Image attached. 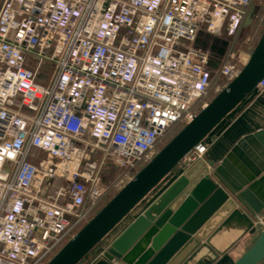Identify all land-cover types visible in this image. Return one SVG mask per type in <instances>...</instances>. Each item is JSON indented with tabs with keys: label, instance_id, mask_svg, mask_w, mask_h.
Segmentation results:
<instances>
[{
	"label": "built area",
	"instance_id": "built-area-1",
	"mask_svg": "<svg viewBox=\"0 0 264 264\" xmlns=\"http://www.w3.org/2000/svg\"><path fill=\"white\" fill-rule=\"evenodd\" d=\"M251 2L0 0V264L48 261L206 106L214 80L233 79L234 52L217 60L196 40L234 37ZM109 166L121 173L105 184Z\"/></svg>",
	"mask_w": 264,
	"mask_h": 264
},
{
	"label": "water",
	"instance_id": "water-1",
	"mask_svg": "<svg viewBox=\"0 0 264 264\" xmlns=\"http://www.w3.org/2000/svg\"><path fill=\"white\" fill-rule=\"evenodd\" d=\"M257 11L248 6L244 28L253 24ZM263 79L264 30L233 79L44 264H79ZM239 207L252 215L264 212V129L241 137L218 164L201 159L185 169L104 255L119 264L214 262L219 254L209 244ZM262 260L264 229L233 264Z\"/></svg>",
	"mask_w": 264,
	"mask_h": 264
},
{
	"label": "crops",
	"instance_id": "crops-1",
	"mask_svg": "<svg viewBox=\"0 0 264 264\" xmlns=\"http://www.w3.org/2000/svg\"><path fill=\"white\" fill-rule=\"evenodd\" d=\"M245 29L247 28L242 26L238 33L231 39L235 40L240 37ZM227 47L226 52H234L233 44ZM262 129H264V93H258L254 90L247 99L234 109V112L229 114L217 125L216 129L204 139L207 149L202 160H209L218 164L241 137ZM106 172V175H108L109 171L106 170ZM181 173L182 172L177 169L163 179V181L152 190L151 193L139 203L99 245L93 248L79 264H119L116 260H109L105 257L104 254L109 245L115 241L160 194L168 189ZM48 183L50 185V194L54 189L64 184V182L57 178L50 180ZM258 218H262L264 222V212L258 215H252L246 209L239 207L238 213L230 221L220 227V232L213 236L214 240L209 244L211 249L219 254L218 258L214 262H210L208 259L204 258L203 263L233 264L240 255L252 246L259 232L263 229L258 224Z\"/></svg>",
	"mask_w": 264,
	"mask_h": 264
},
{
	"label": "rangeland",
	"instance_id": "rangeland-1",
	"mask_svg": "<svg viewBox=\"0 0 264 264\" xmlns=\"http://www.w3.org/2000/svg\"><path fill=\"white\" fill-rule=\"evenodd\" d=\"M251 4L255 5L258 9L257 15L255 17V22L253 25H250L249 28L245 29L242 32V35L235 40L233 39H227L228 46L234 45V60H236L237 68L240 70L244 64L247 61V58L249 57L250 52L256 45V42L261 35L262 31L264 30V0H252ZM204 36V35H202ZM228 48V47H227ZM227 52L223 55H225ZM52 69L50 65H47L43 68L42 75H38L37 81L38 82H44L47 83V79L49 74L51 73ZM40 72V74H41ZM44 73V74H43ZM47 77H42V76ZM44 78H46L44 80ZM44 80V81H43ZM228 82L222 81L221 79L214 80L213 85L209 91L208 101H211L215 96L216 93ZM183 127V126H182ZM182 127H178L174 129L173 131L169 132L167 136L164 138V140L160 143L158 152L164 147V145L167 143L168 140L171 139L179 130H181ZM204 141V140H203ZM108 175L102 177L105 184L114 183V181L117 179L119 174L121 173L118 169H114L113 166H109L108 168ZM118 191L112 190L109 194H107L103 199L101 200V203L99 204L98 208L95 210L94 214L98 212L103 205H105L111 197ZM93 214V216H94ZM264 229V228H263ZM47 262V261H46ZM45 262V263H46ZM261 264H264V260Z\"/></svg>",
	"mask_w": 264,
	"mask_h": 264
},
{
	"label": "flooded vegetation",
	"instance_id": "flooded-vegetation-1",
	"mask_svg": "<svg viewBox=\"0 0 264 264\" xmlns=\"http://www.w3.org/2000/svg\"><path fill=\"white\" fill-rule=\"evenodd\" d=\"M197 40L204 48L208 49L210 52H213V56L217 60L221 59L228 46L227 38L214 40L208 36H202L199 34Z\"/></svg>",
	"mask_w": 264,
	"mask_h": 264
}]
</instances>
